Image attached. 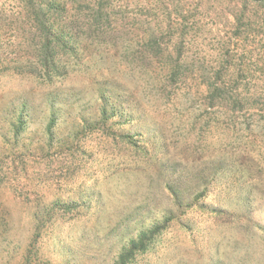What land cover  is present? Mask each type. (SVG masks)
<instances>
[{"label": "rangeland", "instance_id": "374dc122", "mask_svg": "<svg viewBox=\"0 0 264 264\" xmlns=\"http://www.w3.org/2000/svg\"><path fill=\"white\" fill-rule=\"evenodd\" d=\"M118 1L116 35L148 36ZM20 12L0 0V264H116L144 233L127 264H264V113L167 98L105 54L28 75ZM242 45L241 82L264 88V35Z\"/></svg>", "mask_w": 264, "mask_h": 264}, {"label": "trees", "instance_id": "16d2710c", "mask_svg": "<svg viewBox=\"0 0 264 264\" xmlns=\"http://www.w3.org/2000/svg\"><path fill=\"white\" fill-rule=\"evenodd\" d=\"M13 1L21 9L18 30L32 36L22 38L25 49L17 60L28 75L53 81L65 68H80L85 58L105 54L135 65L138 85L158 88L167 98L183 92L182 97L194 100L196 91L212 107L225 106L232 116L264 113V88L241 82L252 75L244 58L254 52L242 45L243 37L264 35L263 0H221L214 12L221 23L204 20L214 0H139L135 17L148 34L139 38L116 35L128 1ZM159 12L162 22H156ZM159 229L149 232L155 235ZM146 235L132 240L116 264H127L144 250Z\"/></svg>", "mask_w": 264, "mask_h": 264}]
</instances>
